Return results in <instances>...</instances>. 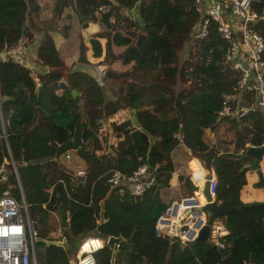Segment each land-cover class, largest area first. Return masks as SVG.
<instances>
[{"label": "trees", "instance_id": "obj_1", "mask_svg": "<svg viewBox=\"0 0 264 264\" xmlns=\"http://www.w3.org/2000/svg\"><path fill=\"white\" fill-rule=\"evenodd\" d=\"M67 5L83 29L89 22L99 21L103 26L89 41L93 57L101 58L104 52L106 64L119 60L128 70H107L105 77L118 85L121 96L106 102L99 83L86 73L71 71L49 31L35 26L32 15L39 10L35 0H0V54L27 38L41 68L33 72L24 63L0 56V114L6 132L5 139L0 122V166L4 164L7 174L0 191L9 189L20 201V182L32 230L40 240L34 246L37 264L71 262L63 248L45 243L54 241V228H61L58 207L64 211L72 242L87 237L102 241L133 237L132 247L120 243L114 264H264V223L256 212L239 211L210 220V226L215 220L223 225L226 235L219 241L224 249L214 245L212 236L190 247L155 233L159 217L171 208L160 190L168 187L173 151L184 149L188 158H196L205 171L214 172L215 203L240 208L244 204L239 194L247 184L244 167L251 161L240 157L251 146L264 144V117L259 111L240 120L217 119L223 97L233 93L239 76L224 64L227 44L216 25H211L205 41L190 46L197 22L191 0H141L137 10L135 0H62V7ZM101 7L104 11L97 14ZM252 8L262 17L256 30L264 40V0H252ZM53 12L55 18L61 14L57 0ZM133 12L140 23L128 15ZM67 29L57 27L56 31L66 35ZM100 39L105 41L104 50ZM184 46L191 47V57L179 64ZM113 48L122 51L115 53ZM83 50L82 62L87 63V48ZM58 83L66 88H56ZM38 84H43L41 90ZM72 90L77 91L76 98ZM246 97L251 104L252 96ZM122 109L134 113L136 127L131 120L106 125ZM100 120L109 136L121 140L92 162L76 155V164L85 163L81 168L86 176L71 189L69 177L74 171L60 162L63 155H57L55 142L68 143L71 136L82 132L86 141L82 150L95 156L101 146L97 136ZM222 121L234 132L232 153H220V147L205 140L206 131L216 132ZM110 158L126 174L148 163L155 185L141 197L118 194L104 185ZM194 172L202 183L203 172L198 168ZM184 183L187 186L188 179ZM111 256L107 246L94 253L97 264H111Z\"/></svg>", "mask_w": 264, "mask_h": 264}, {"label": "built area", "instance_id": "obj_2", "mask_svg": "<svg viewBox=\"0 0 264 264\" xmlns=\"http://www.w3.org/2000/svg\"><path fill=\"white\" fill-rule=\"evenodd\" d=\"M191 1L194 4V10L197 14V22L191 35L190 46L205 41L208 38L210 27L214 23L218 35L227 44L223 58L224 64L229 71L239 76L233 88V93L223 97L221 107L216 113L217 119L222 120L228 118L240 120L250 113L257 111L264 117V40L256 30V26L262 17L253 10L252 0ZM135 2L134 9L137 10V5L140 4L141 0H135ZM103 11L101 7L98 9L97 14ZM30 47L31 44L28 39L22 38L16 45L7 47L0 56H6L22 63L21 59ZM248 95L253 98L251 104L246 102V96ZM0 122L3 136L6 139V134L4 133L5 122L1 114ZM113 122H115V119L109 118L107 119L106 125ZM99 123L101 126L97 136L101 146L95 152V157L106 153L110 145L116 146L121 140L115 137L114 143L112 142L108 145L107 142L102 140L105 131L103 125L105 123L101 120ZM101 133H103L102 137L99 135ZM74 141L78 143V146L74 145ZM68 143H72L75 150L64 152L62 154L63 160L67 163H75L77 160L75 151L78 149L82 150V147L86 145L83 133L80 132L78 135L74 134L70 137ZM64 144L66 143L55 142L57 149ZM5 163L8 164V162ZM9 163L13 167L11 160ZM109 163V169L104 177V185L116 189L118 194L123 195L124 193H128L130 196L141 197L153 185L154 180L148 163H142L131 174H126L119 170L114 158H110ZM76 168L74 175L69 177L71 189L76 184L78 185L83 182L86 176L85 169L81 167ZM14 173L18 179V174L15 170ZM206 175H203L202 186L198 185L199 180L194 171L191 173V180L199 189L208 182V193L215 199L216 177L211 175V178L206 180ZM6 177V168L3 164L0 166V182L6 181ZM201 197L203 202L201 201ZM189 199H195L197 202L196 207H203L206 204L202 194L198 199L193 196L189 197ZM182 201L178 203V208L174 214L172 213L171 206L169 210L159 217L155 226V233L157 236L166 237L171 242H178L182 246H189L188 242L196 238L199 229L205 224V217L204 213L201 214V218L197 215L185 216L186 212L182 214V210L188 211L191 209V206L182 205ZM199 220L202 223L196 229L195 225ZM262 220L264 223V215L262 216ZM213 233L211 232V235ZM53 236L57 242H61L63 239V230L61 228L56 229L53 232ZM222 236L221 232L216 233L215 230L213 243L220 249L226 248L219 241V238ZM35 238L34 232L31 231L28 206L22 193L20 192V201H18L9 189L0 191V264H37L34 248ZM107 239L104 241L97 237L81 239L77 249L75 264H97L94 253L106 247ZM119 246L120 243L115 244V251L119 249Z\"/></svg>", "mask_w": 264, "mask_h": 264}, {"label": "crops", "instance_id": "obj_3", "mask_svg": "<svg viewBox=\"0 0 264 264\" xmlns=\"http://www.w3.org/2000/svg\"><path fill=\"white\" fill-rule=\"evenodd\" d=\"M35 2L37 4V6L39 7V10L32 15V18H34L33 22H34L35 26L38 29L44 28V26L47 24V18H50L52 16L53 4L56 2V0H35ZM37 14H38V16H37ZM36 16L39 17V21L42 23V26H40L38 24L37 20H35ZM97 23H100V22H89L86 29L87 30H91V28L95 27L94 26L95 24L98 25ZM51 24H53V23H51ZM47 29H48V27H47ZM97 32H100V31H95V32L92 33V35H94ZM56 33L60 37L67 38L64 42H66V43L69 42L71 44V47L73 46L74 43L71 41V33H70V31H67L66 35H64L62 32H58V31H56ZM51 36H52V38L54 40L56 49L60 53V48L56 44L57 37H54L53 35H51ZM99 42H100V45H101L102 49L104 50L105 41L100 39ZM113 50H114L115 53H117V52L119 53V52L122 51L121 48H118V49L117 48H113ZM116 50H118V51L116 52ZM81 51L84 52L83 49L81 50V46H80L79 49H78V56L73 61V63H75L74 67H77L78 69H75L73 71H79V72H83V73L88 74L93 79H95L99 83V85H100V82L102 80L99 82V80H97V78H94V73L93 72H95V74L98 73L97 71H99L100 73L103 72L104 74H102V75H104V77H105V74H106L107 70L113 69L114 68L113 67L114 64L115 65L116 64H120L121 65L119 60L114 61L111 64H106L104 62V57H105V53L104 52H103L101 58H94L92 50H91V46H90L91 55H88L87 51H86L85 55H86L87 63H83L82 62V57H81L83 52L81 53ZM60 56L62 57L61 54H60ZM35 57H36V50H35L34 45H33L26 52L25 56H23V58L21 60H22V63H24L27 67L32 69L33 72H36V71L40 72L41 68H39L38 64L36 63ZM64 59H63V61H64ZM64 62L71 69L73 63L70 64V62H66V61H64ZM94 62L95 63H99L101 65L93 66ZM92 68H93V71H92ZM121 68L122 69H120V71H125L128 67L121 65ZM129 120H131L133 122V127H136L137 124L135 122L134 116L132 117V119H129ZM104 127H105V125H104ZM231 129L232 128H231L230 125H228L227 121H222V122H220L218 130L216 132L211 133L209 130L206 131L208 133V137H209L208 139L210 140L211 144L216 146L217 149H219V147H220V150H219L220 153H225V152L232 153L234 151V144L232 142V140L234 139V132ZM218 141H219V143H218ZM187 155L188 154L186 153V151L184 149L173 151L171 153L173 170H172V173L170 175L171 178H170V181H169V184H168V189L165 188V189L160 190V194H161V196L163 198V201L166 202V203H171V206L176 204V203H180V201H182L184 198H189V197L193 196V197H196L198 199L200 197V195H201L200 191H193V192L189 191V184L190 183L193 186L196 185L191 180V173L196 168L201 170V172H203L204 175H205V173L206 174L208 173V174H210V175L215 177V174H214L213 171H211L210 173L205 171L203 166H202V164L196 158H193V157H189L188 158ZM251 162H252V159H251L250 163ZM80 165H83V163H81ZM260 170H261V172L263 174V177H264V156H263V158L260 161ZM185 179H188V181H189V184L187 186H185V183H184ZM257 181H258V179H257L256 173L255 172H251V171H247V173H246V182H247V184L242 188V190L240 191V194H239V198H240L241 202L244 205H248V204H252V203L264 202V188L256 187ZM202 184H203V182L202 183H198L199 186H202ZM166 189L168 190V192H165ZM200 189H202V188H200ZM201 199H202V197H201ZM185 212H187V210H182L181 211L182 214H184ZM215 222L216 223L212 224V228L211 229L214 228V230H216V233L221 232L223 236L226 235V232H225V230L223 228L222 223L219 220H217ZM211 232H212V230H211ZM210 236H212V237L215 236V231H214V233L212 235L210 234Z\"/></svg>", "mask_w": 264, "mask_h": 264}, {"label": "water", "instance_id": "obj_4", "mask_svg": "<svg viewBox=\"0 0 264 264\" xmlns=\"http://www.w3.org/2000/svg\"><path fill=\"white\" fill-rule=\"evenodd\" d=\"M57 3H58V9L61 10L62 0H57ZM54 29H55V25L52 24L48 27L47 30L50 31V30H54ZM82 49H83V47L81 46V50ZM81 53H82V51H81ZM42 85H39V90H41ZM54 86L56 88L61 87V89L66 88V86L63 85L62 83H60L59 85L55 84ZM71 95L73 98H76L77 97V91L72 90ZM5 100H6L5 98L2 99V101H5ZM0 104H1V100H0ZM0 111H1V106H0ZM4 133L6 134L5 131H4ZM74 150H75V147L72 143H66L57 149V155H62L66 151H74ZM75 153H76V155H78L81 158H84L90 162L95 160V156L93 155V153H87L86 151L79 150V149L76 150ZM263 156H264V146H261V147H250L240 157L241 160L245 159V158H251L252 159V162L245 165L244 168L247 169L248 171L256 173L257 179H258L256 187H261V188H264V177H263V174L260 170V161L263 158ZM10 159H11V162L13 163L14 170L16 171L15 164H14V161H13L11 156H10ZM210 178H211V175L207 174L206 180H209ZM80 180L82 181V179H80ZM153 185H155L154 181H153ZM19 189H20V192L22 193V195L24 197V193H23L22 187L20 185V182H19ZM189 191L190 192L200 191L201 194L203 195V197L205 198V201H206V204L203 207H196L197 202L195 201V199L186 198L181 202L182 205L191 206V209H189L185 213V216L197 215L199 218H201V214L204 213V217H205V224L199 229L196 238L193 241L188 242V245L190 247H194L198 243L206 242L209 239L210 234H211V226L209 225V222L211 219L219 218V217H225L226 215H228L230 213H237L239 211H252V212H256L260 216L264 215V202L243 205L240 208H227V207H223V206L215 203V199H213L208 193V182H206L204 184L202 189H199L198 187H195L190 183L189 184ZM178 205H179L178 203L172 205L171 210H172L173 214L176 212ZM193 207H195V208H193ZM58 213H59V218H60V227L63 230V239L61 242L45 241V243L47 245H54V246L61 247L67 253H69L70 251H69V247H68V242L70 241V238L66 232L67 222H66L64 211L61 207H58ZM201 223H202V221L199 220V222L195 225V228L198 229ZM30 226H31V220H30ZM31 231L33 232L32 226H31ZM132 239H133V237L129 238L128 240H124L121 237H108L107 242H106V246L112 251L111 264H114V259H115V254H116L115 244L116 243H126L132 247V244H131ZM80 240L81 239L78 238L74 241V245L76 247H78ZM39 241H40L39 239L35 238L34 239V246H35V243L39 242Z\"/></svg>", "mask_w": 264, "mask_h": 264}, {"label": "rangeland", "instance_id": "obj_5", "mask_svg": "<svg viewBox=\"0 0 264 264\" xmlns=\"http://www.w3.org/2000/svg\"><path fill=\"white\" fill-rule=\"evenodd\" d=\"M53 15H54V13L52 12V16L50 18H47V24L44 26V28L47 29V27L50 26V23H53L55 25V29L54 30H50L49 33L51 35H53L54 37H57L56 44L60 48V54L62 55V58L63 59L65 58L64 61L70 62V64H72L73 61L75 60V58L78 56V49H79L80 46L86 47L88 49L87 50V54L91 55L89 40L91 39V36H92L93 32H95V31H103V29H104L103 26L100 23H97L98 25L95 24L94 25L95 27L91 28V30L83 29L82 28V24L78 21L77 15L73 11V9L70 7V5H67L64 8L61 7V14H60V16L58 18H55V15L54 16ZM128 15H130V17L132 19H134L135 22L140 23V19H139L137 13H134V12L133 13H128ZM37 16H38V14H37ZM37 16L35 17V20H37L38 24L40 26H42V23L39 21V17H37ZM98 17H100V16L98 15ZM98 19H100V18H98ZM65 26L69 27V29H67V30L70 31V33H71V41L74 43L72 47H71V44L69 42L68 43L64 42L67 38L60 37L56 33L57 27L62 28V27H65ZM190 49H191L190 46H184V48L179 52V64L184 63L186 60H188L191 57ZM117 51L118 50H116V52ZM99 65H101V64L95 63V62L93 64V66H99ZM74 66H75V63H73V65L71 67L72 71L75 70V69H78L77 67H74ZM113 67H114L113 70L121 72L120 69H122V68H121L120 64H116V65L114 64ZM127 70H128V68H127ZM92 71H93V68H92ZM97 72L98 73H96V74H95V72H93L94 73V78H97V80H99V82L102 80L100 82V85H101L102 90H103L105 101L108 102V101L118 100L120 98V96H121L120 93H119L120 91L118 90V85L117 84H112V82H110L106 77H104V75H102V74H104L102 71H101L102 73H100L99 71H97ZM186 85H188V83H186ZM178 86L179 85H175L173 87L174 90H178L179 89ZM133 114L134 113L131 112L130 110L122 109L119 113H117L115 115V117L113 119H115V123H122L124 121L129 120V119H132ZM106 122H107V120H106ZM103 128L105 130L104 131V136H103V133L99 134L100 137L103 136L102 140L103 139H105V140L107 139V144L108 145L111 144L112 142L114 143V141H115L114 139H115L116 136H109L108 127H106V125ZM208 138H209L208 137V133L206 132L205 140L207 142L211 143ZM60 162L64 163L63 164L64 168H67L69 170L71 169L74 172L77 169L76 167L80 166V167H84L85 168V165H84L85 163L83 165H79L81 163H78V164H76V163H67L64 160H61ZM167 189H168V187H167ZM167 189L165 190V192H168ZM56 221H57V218L55 217L53 223L56 224ZM215 221H217V220H215ZM215 221H213V223H216ZM56 228H54V229L56 230ZM211 228H212V225H211ZM212 230H213L212 232L215 231L214 228ZM54 241H56V240L54 239ZM69 242H70V244H68V246H69V249H70V252H69L70 261H71L70 264H74V258H76L78 247H76L74 245V242H72V241H69Z\"/></svg>", "mask_w": 264, "mask_h": 264}, {"label": "bare ground", "instance_id": "obj_6", "mask_svg": "<svg viewBox=\"0 0 264 264\" xmlns=\"http://www.w3.org/2000/svg\"><path fill=\"white\" fill-rule=\"evenodd\" d=\"M205 173V172H204ZM206 174V173H205Z\"/></svg>", "mask_w": 264, "mask_h": 264}]
</instances>
